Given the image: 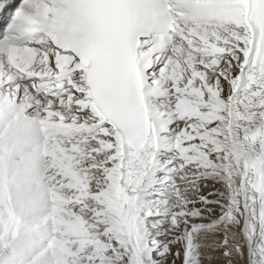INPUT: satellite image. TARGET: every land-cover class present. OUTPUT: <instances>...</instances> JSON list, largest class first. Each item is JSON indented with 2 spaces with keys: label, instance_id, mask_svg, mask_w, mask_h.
Here are the masks:
<instances>
[{
  "label": "snow or ice",
  "instance_id": "6c2138e0",
  "mask_svg": "<svg viewBox=\"0 0 264 264\" xmlns=\"http://www.w3.org/2000/svg\"><path fill=\"white\" fill-rule=\"evenodd\" d=\"M0 264H264V0H0Z\"/></svg>",
  "mask_w": 264,
  "mask_h": 264
}]
</instances>
